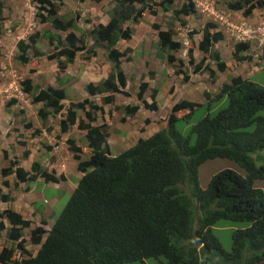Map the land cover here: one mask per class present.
<instances>
[{"label":"trees","instance_id":"1","mask_svg":"<svg viewBox=\"0 0 264 264\" xmlns=\"http://www.w3.org/2000/svg\"><path fill=\"white\" fill-rule=\"evenodd\" d=\"M65 1L33 0V3L40 7L37 16L42 22L50 18L54 29L65 32L75 29L84 39L70 33L63 43L50 30H45L31 36L29 42H19L21 55L18 60L28 64L42 56L39 52L34 56L29 54L39 36L55 47L50 59L65 58L69 64L82 55L89 41L101 44L113 70L104 82L89 84L87 93L90 98H102L105 105H113L118 93L130 95L123 89L121 91L126 84L121 66L125 53L117 46L121 38L130 39L133 34L129 28L124 30L123 25L131 21L139 23L144 12L152 10L158 2L115 0L118 8L109 23L100 24L90 30L91 33H86L85 29L60 18ZM92 1L100 3L103 0ZM136 4L141 8L138 9ZM161 5L165 11L171 12L173 2L162 0ZM257 8H264V0H236L228 5L230 11L244 16H251ZM3 10L4 4L0 2V22ZM195 12V3L190 2L175 15L190 17ZM181 24L183 28L188 26L187 20H181ZM217 29L214 23L206 24L198 48L203 54H211L212 62L223 73L227 66L215 46L224 41L225 36ZM157 30L162 52L181 49V44L173 40V31ZM189 34L198 32L192 30ZM249 49V43L236 44L233 57L239 63L251 61L252 56L242 54ZM190 58V65H195L192 53ZM168 61L175 64L177 59L169 55ZM66 63H59L62 71L67 67ZM207 72L213 79L216 77V72L204 61L195 65V74ZM189 80V76H185V82L189 83ZM23 86L26 93L32 92L31 80L25 81ZM147 91L148 83H142L136 95V100L142 104L132 101L125 106V117L136 116L141 108L149 112L158 110L156 103L149 104L144 100ZM205 95L208 100L205 105L186 100L175 104L164 129L148 139H139L135 146L116 156L111 153L107 140L108 126L92 125L104 108L88 99L70 103L60 126L62 133H68L79 123V129L87 132L88 148L68 140L69 150L84 177L50 230L43 227L33 229L31 243L40 247L35 256H26L29 251L23 234L25 229L31 228L32 222L12 210L0 214V220L6 218L12 225L8 238L15 244L2 250L0 264H146L150 258H165L169 264H218L222 261L226 264H264V192L254 186L257 180H264V116L260 115L264 111V87L238 76L224 82L217 95L211 92ZM156 96L153 94L151 98L154 100ZM66 100L65 91L56 87L41 90L34 97V103L44 104L39 111L41 119L49 117V110L54 115H61ZM224 100H228L227 106L216 115L208 114L197 122L188 136L177 129L179 121H187L200 108ZM87 106L90 111L86 110ZM79 110L85 111L86 121L78 119ZM181 111L188 114L177 116ZM87 154H90L89 159L82 160V155ZM214 159H229L244 169L246 175L226 169L215 175L203 189L199 168ZM14 174L17 186L36 182L39 178L48 183L65 179L63 175L55 177L40 163H35L27 172L19 166L17 159L11 160L9 167L1 173L4 179ZM2 185L9 187L10 183L6 180ZM2 193L0 188L3 202L12 199L11 195ZM222 221L247 224L246 228L233 232L229 253L213 234V228ZM5 229L4 222H1L0 233ZM18 250L21 251V260L16 258Z\"/></svg>","mask_w":264,"mask_h":264},{"label":"rangeland","instance_id":"2","mask_svg":"<svg viewBox=\"0 0 264 264\" xmlns=\"http://www.w3.org/2000/svg\"><path fill=\"white\" fill-rule=\"evenodd\" d=\"M235 1L236 0H172L173 5L171 6V12H167L164 10L163 5H161L162 0H157V5H154L152 10H146L139 23L131 21L124 24L123 29L129 28L133 35L130 39L121 38L117 48L120 52L125 53V57L122 60L123 65L121 66L122 69L124 68L123 71L126 77V84L123 88L121 87V91L123 89L130 95L118 93V95H116L118 98H115V103L113 105H105L102 99L101 101H93V104L99 102L104 107V112H99L100 115H97L98 120L95 125L101 126L109 121L114 124L113 128L121 129L122 133L127 137L129 136L130 140H134L137 139L139 135H144L143 129L145 127H147V133H155L166 127L173 106L181 101L186 100L195 104L205 105L208 103L205 95L206 92L217 95L223 83L230 82L231 78L237 76V74L245 75V79H247L246 76H248L252 82L264 87V25L262 29H260L261 27L256 21L249 20L250 18L253 19L252 17L255 15L257 19L262 22V20H264V8H257L256 10H258V12L256 14H254V10L251 16H244L243 13L233 12L228 9V5ZM0 2L4 4L2 21L0 22V77H6L7 80L8 77H10V81L12 77L13 80L17 82L21 94L16 93V95H22V90H24L23 83L27 80H31L33 90L31 95L27 96V101L33 105H35L34 97L39 91L48 90L51 84L57 83L58 86L56 88L65 89L67 100L71 101V98L75 99L76 97L73 95L69 96L70 91L68 88H65L68 80L64 82L65 79H60L64 78L66 71H62L59 68V63H66L67 61L65 58L53 60L49 58L55 52V47H52L39 36L38 43L29 50V54L30 56H34L39 52L42 56L28 64H24L18 60V57L21 55L18 44L21 41L29 42L31 36L37 33L42 34L45 30H50L56 38L63 43H66V37L70 33L76 34L77 37H81L80 32L75 29H69L66 32L56 30L53 28L52 19L50 18L42 22V19L37 16L40 7L38 4L33 3V0H0ZM190 2L195 3L196 12L190 17H184L183 15H178V17H176L175 12ZM64 4L65 6L62 8L61 14L59 13L60 18H62L64 22L71 21L74 25L76 24L81 29H85L88 31H85L86 33H91L90 30H93L100 24H108L111 18L114 17L115 10L118 8V4L115 0H103L100 3H94L92 0H67ZM136 7L140 9L141 5L136 4ZM152 11H155L156 14ZM43 13L45 16L47 15L46 12L43 11ZM181 20H187L188 26L186 28L182 27ZM249 21H252V23L249 24ZM208 23L216 24L217 30L222 31L225 36V40L215 46V51L220 53L221 58L227 64V69L223 73H221L216 64L212 62L213 56L211 54H203L198 49L199 43L202 40V32ZM246 24L250 27L252 26L254 30L258 32L255 33L256 37H251L252 40H254V38L256 39L251 42L250 49L246 51V54L252 56V54L259 53L260 58L253 60V57L251 61L238 63L233 57L236 44L240 41L247 42V40H251L248 39V35L251 36L252 33L245 28V30L243 29ZM156 26L158 27L156 28ZM158 28L163 31H173V40L181 44V49L178 52H162L159 49ZM192 30H196L198 34L190 35L189 31ZM243 30L246 34L244 36L242 35ZM239 36L241 39H239ZM81 38L84 39V37ZM106 52L103 45L96 44L92 40L89 41L86 50L75 59V61L78 60V62H81L77 64V67H74L73 72L77 73L78 65L84 67L86 64L85 61H90V59L95 60L94 66L91 64L89 68L84 71L86 69L85 66L83 71L86 72V75L91 76L92 80H98L95 82H103H99V79L104 77L102 73L103 70L101 72L93 68L96 67L97 64H101L105 59L108 60ZM191 53L195 65L204 61L205 65L211 66L212 70L216 72V77L214 79L210 77L208 72L205 74L194 73L195 65H190ZM169 55H174L176 57L177 62L175 64L169 63ZM181 61L183 64H181ZM68 64L69 63H66V66ZM111 64L112 63H110V66ZM258 68L261 70L252 72V70L254 71V69ZM111 72H109V74ZM185 76H189V83L185 82ZM81 78L82 76L79 77L78 81L83 79ZM7 80L1 79L0 88L3 87L2 84ZM83 81L85 80L83 79ZM145 82L148 83V91L144 96V100L149 104L156 103L158 110L149 112L141 108L143 113L139 115V117H137V115L134 117H125L124 107L132 104L134 101L135 104H137L136 95L138 88ZM153 94H157L154 100L151 98ZM12 97L16 98L18 96L14 95L10 96L11 99L0 100V114H2V116L7 117V115L3 113V109H5V102L9 106V104H11L10 102L15 100V98ZM69 101H64L63 104L65 107L70 105ZM227 103L228 100H224L220 103H213L211 106L200 108L191 118L187 119V121H179L177 129L183 133L184 136H188L192 127L197 122L208 114L212 116L216 115L219 110L227 106ZM138 104L141 106L142 102H138ZM27 109L30 110V117L33 120L39 115L37 113L38 105H35L34 108L29 107ZM65 114L66 111H64L63 116H65ZM187 114V111H181L177 113V116L183 117ZM260 115L264 116V111L261 112ZM54 117L56 120L60 119L59 116ZM123 118H126L125 122ZM54 125H57L56 121L49 125L51 126L50 129H52ZM21 130L23 133L17 134V138L15 137L16 139L10 141L12 145H9V150H12L14 155H8L7 152L4 154L0 152V173H2L3 169L9 167L10 161L13 159H17L19 164H21L24 153L28 149H35L34 151L37 156H40V152L44 151L42 145H39V143L32 144V132L29 133L28 128L21 127ZM138 131H140V134ZM124 134L118 132L116 139L119 141L122 137L127 138ZM112 135L113 138L115 132ZM70 136L79 142H82L85 137L84 133H81L78 129H75ZM123 141L125 142V139H123ZM21 142L25 144L23 145ZM118 151L119 150H116L114 152L119 155L121 152ZM262 154H264V152ZM89 157L90 155H86L82 160H87ZM40 159L42 160V158ZM226 169H231L242 175H246L244 169L229 159L209 160L199 168L201 187L206 189L210 180ZM0 180H2L1 174ZM71 183L74 186H72ZM71 183L70 181H64L59 185H48L45 182L39 181L29 184L33 190L32 195L38 199L37 207H41L44 210L46 218L52 219L53 222L59 218L68 204L73 190L78 185L74 177H71ZM254 186L264 192V180H257ZM25 187L27 186L23 184L19 185V190H17V193L22 194V199L24 200L26 199ZM22 210L26 211L24 208H22ZM26 212L27 214L25 216L27 218L37 220L36 216H33L30 211ZM246 227L247 224L244 223L222 221L213 228V234L220 241L224 250L229 253L232 251L233 232L237 229ZM28 235L29 234H27V236ZM26 244L32 253L38 250L37 247L29 244V241ZM4 245L5 244H2V246ZM6 247L10 248L8 245ZM124 264L143 263L130 262ZM146 264H169V262L165 258H150L146 260ZM218 264L226 263L222 261Z\"/></svg>","mask_w":264,"mask_h":264},{"label":"crops","instance_id":"3","mask_svg":"<svg viewBox=\"0 0 264 264\" xmlns=\"http://www.w3.org/2000/svg\"><path fill=\"white\" fill-rule=\"evenodd\" d=\"M257 12H258V10H255L254 14H256ZM60 14H61V12H60ZM252 18L253 19L250 18L249 20L256 21L260 25V27H261L260 29H262V27L264 25V20H262V22H261L259 19H257V17L255 15H253ZM248 23L251 24L252 21H249ZM104 25H106V24H104ZM244 28L252 33L251 37H256L255 33H258V32L255 31L252 26L250 27L248 24H246V26L243 27V29ZM255 39L256 38H254L253 41H255ZM263 41H264V38H263ZM263 44H264V42H263ZM259 56H260L259 53L252 54V57H254L253 60H255L256 58H260ZM79 62H81V61H79ZM79 62H78V60H76V61H74V63L68 64L66 69H65L66 72H65L64 78H60V79H65L64 82L66 80H68V83L66 84L65 88L69 89V91H70L69 96L73 95L74 97H76L75 99L71 98V101H69V100H67V101H69V103H78V102H82L86 99L90 100L91 102L98 101V100L101 101L102 98H100V97L90 98V97H88V93H87V87L89 86V84L94 83L95 81H98V80H92L91 76L86 75L85 74L86 72H84V71H86L89 68V65L92 64V66H94L95 60L90 59V61H85L86 64L84 65V67H80L78 65V69L76 71L77 73H74L73 72L74 67H77V64ZM109 62L110 61L105 59V61H103L101 64H97L98 66L96 65V67L93 68L94 70H100L101 72L103 70L102 73H103L104 77L99 79L100 80L99 82H101V81L104 82V80L108 79L107 77H109V72H111L113 69L112 64L110 66ZM242 63H244V62H242ZM121 65H123V63H121ZM85 66H86V69L84 70ZM254 68H257V67H254ZM260 70L261 69H259V68L254 69V71L252 70V72H257ZM79 75L82 76V78L85 81H83L82 78H81L82 79L81 81H78V79L80 77ZM238 76H241L245 79V75L243 76L242 74H237V76H235V77H238ZM94 78H95V76H94ZM246 78L249 79L248 76H246ZM1 79L7 80L6 77H0V81H1ZM9 79H10V77H8V80L2 84L3 87L0 88V100L11 99L10 96H14V95L18 96V97H16V98L12 97V98H15V101L13 102V104H11V105L9 104V106L5 102V107H4L5 109H3V113H5L7 115V117L2 116V114H0V152H2L3 154L5 152H7L8 155L9 154L12 155L13 154L12 150H9V145H12V144H10V141H13L14 139H16L17 134L23 133V131L21 130V127H25L26 129L28 128L29 129L28 132L29 133L32 132L31 133L32 144L33 143H39V145H42L44 151L40 152V156H37L36 152L34 151L35 149L33 150L31 148V149L26 150V152L24 153V158L21 161V164H19V166L23 167L27 172H30L35 163H40L44 169H46L49 173H52L55 177L60 178V176H62V175L65 177V179L63 181H60L59 183H54V182L48 183L43 178H39L36 182L41 181V182L47 183L48 185H52V184L59 185L64 181H70V183H71V177H74L76 179V183L78 182V184H79L80 180L84 177V173L79 171V169H78V161L76 160L75 156L69 150L68 140L72 139L76 142L77 146H80L82 148H88L89 141L87 139V132L80 130L78 127L79 123H77L76 125H74L70 128L68 133H62V129L60 128V121L64 119V117H63L64 113H62V115L59 116L60 119H57L58 120L57 121L54 117L56 115H54L51 110H49V112H51V114L49 115V117L47 119H41L40 116L37 115L33 120L30 117V110H28L27 108H29V107L34 108L35 105H38L37 113L39 114V111L42 108H44V104L43 103H34L35 105L30 104L27 101V96L31 95L32 92L31 93H25L24 90H22V95H16V93L21 94V90H19V92H14V89H12V86L17 84V82H15V80H13L12 77H11V81ZM85 82H87V83H85ZM95 83H98V82H95ZM61 84H62V82H61ZM57 86H58V83L57 84H51L50 87H57ZM115 98L117 99L118 96ZM130 103H132V102H130ZM95 105L103 107V105H101L99 102L95 103ZM27 106H29V107H27ZM67 107H70V106H67ZM67 107H65V111H67ZM89 109L90 108L87 107L86 110L89 111ZM142 110H143V108H142ZM142 110L140 109V111L137 113V117H139V115H141L143 113ZM0 113H1V108H0ZM97 115H100V114L98 113ZM97 115H96V121L98 120ZM78 118L86 121L85 111L79 110L78 111ZM55 121H56L57 125H54V127L52 129H50L51 126H49V125ZM96 121L92 124L93 126H98V125H95ZM108 123H110L111 125H108ZM103 125L108 126V130H107L108 131V139L107 140L109 143L110 151L114 156L118 155V153H115L114 151L119 150L118 152L123 153L124 150L126 151V150L130 149L131 147L135 146L139 139H148V138L152 137L155 133L160 131L159 130L155 133H152V132L147 133V127H145L144 129L142 128L144 131V135H139L137 137V139L130 140L129 136L127 137L124 133H122L121 129L113 128V126H114L113 123L107 121ZM103 125H101V126H103ZM75 129H78L81 133H84L85 137L82 140V142H79L70 136L75 131ZM114 132H115V136L112 138V136H113L112 134ZM118 132H120L121 134H124V136L127 138L122 137V139L118 141L116 139V135ZM138 133L140 134V131H138ZM145 133H146V135H145ZM123 139H125V142L123 141ZM23 143L24 142H21V144H23ZM27 152H28V156L26 157L25 154ZM87 155H90V154H87ZM85 156L86 155H82V158ZM38 157H39V159H38ZM40 158H42V160H45V161H42ZM1 179L2 180H0V188L2 189V192H3L2 194L11 195L12 199L9 202H3L2 198L0 196V214H3L7 210H12V211L22 215V217L25 220L31 221L32 222L31 228L25 229L23 231V234H24V238L27 241L26 243H28V241H29V244H32L31 243V234H32L33 229H35L37 227H43L46 230H50V228L54 225L55 222H53L52 219H50V218H46L44 210L41 207H37L38 199H36V197L34 195H32L33 190L29 185V184H31L30 182L19 184V185L23 184L24 186H27V187H25V192H26L25 198L26 199L24 200V199H22V194L17 193V190H19V185L17 186V178L15 175H11L5 179L1 175ZM6 180L9 181V183H10L9 187L2 185L3 181H6ZM71 185L74 186L72 183H71ZM76 189H77V187L73 190V192ZM73 192H72V194H73ZM22 208H24L28 212L30 211L33 216H36L37 220L27 218L25 216L27 214V212L22 210ZM1 222H4L6 229L0 233V237H1V239H0V253L2 252L4 247H6L7 245H8V247H13V245L15 246V244L12 241H10L8 238V232H9L8 230L11 229L12 225L10 224L9 220L6 218L1 219L0 223ZM26 233L29 235L27 236ZM26 243H25V246L27 248V251H29V255H26V256L27 257L28 256H35L36 253L38 252V250L40 249V247L34 245L35 247L38 248V250L35 253H32L29 250V248L27 247ZM2 244H5V245L2 246ZM19 257H20V259H19ZM16 258L19 260H21V258H22L20 250H18Z\"/></svg>","mask_w":264,"mask_h":264},{"label":"clouds","instance_id":"4","mask_svg":"<svg viewBox=\"0 0 264 264\" xmlns=\"http://www.w3.org/2000/svg\"><path fill=\"white\" fill-rule=\"evenodd\" d=\"M256 10V9H255ZM232 26V25H231ZM245 30V29H244ZM244 30H243V32H244ZM219 31V30H218ZM222 32V31H221ZM248 39H251V36L250 35H248ZM225 40V39H224ZM246 41V40H245ZM253 40L251 39V40H247V42H239V43H249V44H251V42H252ZM222 42V41H221ZM220 43V42H219ZM238 43V44H239ZM217 45V44H216ZM199 49V48H198ZM242 54H246V52L245 53H242ZM239 63V62H238ZM242 63V62H241ZM67 101V100H66ZM64 103V102H63ZM70 106V105H69ZM87 107H89V106H87ZM69 108V107H68ZM65 111V110H64ZM64 111H63V113H64ZM90 111V110H89ZM67 112V111H66ZM62 115V114H61ZM61 115H56V116H61ZM66 115H67V113L65 114V116H63L64 118L66 117ZM79 119V118H78ZM79 120H81V119H79ZM15 175V174H14Z\"/></svg>","mask_w":264,"mask_h":264},{"label":"built area","instance_id":"5","mask_svg":"<svg viewBox=\"0 0 264 264\" xmlns=\"http://www.w3.org/2000/svg\"><path fill=\"white\" fill-rule=\"evenodd\" d=\"M242 35L244 36V35H246V34L243 32ZM239 39H241L240 36H239ZM12 89H14V92H19V90H20L18 84L13 85V86H12Z\"/></svg>","mask_w":264,"mask_h":264}]
</instances>
